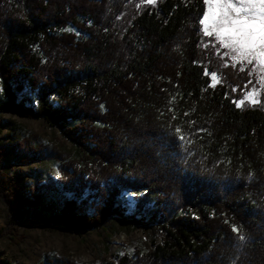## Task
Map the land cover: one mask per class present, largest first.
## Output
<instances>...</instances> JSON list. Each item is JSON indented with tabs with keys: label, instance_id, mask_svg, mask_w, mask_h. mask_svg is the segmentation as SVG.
Masks as SVG:
<instances>
[{
	"label": "trees",
	"instance_id": "trees-1",
	"mask_svg": "<svg viewBox=\"0 0 264 264\" xmlns=\"http://www.w3.org/2000/svg\"><path fill=\"white\" fill-rule=\"evenodd\" d=\"M205 9L0 0V113L42 119L79 152L0 148V238L35 222L80 235L114 220L146 228L148 242L94 264H264V90L236 105L250 66L204 34ZM7 154L57 159L58 175L26 188L24 167L2 168Z\"/></svg>",
	"mask_w": 264,
	"mask_h": 264
},
{
	"label": "rangeland",
	"instance_id": "rangeland-1",
	"mask_svg": "<svg viewBox=\"0 0 264 264\" xmlns=\"http://www.w3.org/2000/svg\"><path fill=\"white\" fill-rule=\"evenodd\" d=\"M207 11L206 5L205 12ZM213 37L220 43L218 37L215 35ZM221 46L223 47L222 44ZM228 52L229 49H226L224 55L230 63L250 66L249 75L254 82L241 99H238L236 105L241 100L248 103H252L251 99L258 100L259 90H264V67H260L258 61L248 64L246 61L233 60L230 55H227ZM212 73L207 71L210 84L213 86ZM219 81L217 74L215 85ZM249 93L255 94L251 99H245ZM23 139L30 146L47 149V153L50 149L58 148L64 155L74 158L79 156V152L70 141L65 139L57 129L49 127L42 119L27 118L18 112L0 113V148L9 149L12 143ZM43 152L46 151L43 150ZM1 165L9 174H13L18 167H24L20 170L23 172V180L27 181L26 188L33 186L34 182H42L46 175H58L57 159H38L24 166L19 165L15 158L7 154V158L1 161ZM2 208L0 201V210ZM147 242L146 228L142 226L128 228L114 220L102 230H90L80 235L68 233L56 225L35 222L27 227L19 228L16 235L0 238V264H36L44 256L55 258L59 264H94L101 258L112 259L116 254H131L143 249Z\"/></svg>",
	"mask_w": 264,
	"mask_h": 264
},
{
	"label": "snow or ice",
	"instance_id": "snow-or-ice-1",
	"mask_svg": "<svg viewBox=\"0 0 264 264\" xmlns=\"http://www.w3.org/2000/svg\"><path fill=\"white\" fill-rule=\"evenodd\" d=\"M147 2L151 4L155 0ZM204 3L208 11L198 20L203 25L204 34L218 37L223 47L229 49L227 55L233 60L248 64L258 61L259 66L264 67V0H204ZM211 80L215 87V71ZM254 94L249 93L245 99H251ZM251 102L256 104L259 101L251 99ZM242 104L243 100L237 106ZM239 238L242 241L246 239L244 236Z\"/></svg>",
	"mask_w": 264,
	"mask_h": 264
}]
</instances>
